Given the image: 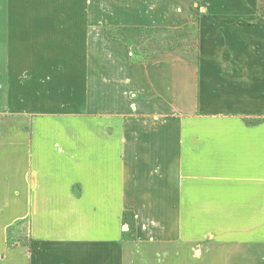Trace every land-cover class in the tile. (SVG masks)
<instances>
[{
    "label": "crops",
    "instance_id": "1",
    "mask_svg": "<svg viewBox=\"0 0 264 264\" xmlns=\"http://www.w3.org/2000/svg\"><path fill=\"white\" fill-rule=\"evenodd\" d=\"M152 13L98 16L178 21ZM95 18L27 25L19 80L0 17V264H264V27L199 16L195 48L135 60Z\"/></svg>",
    "mask_w": 264,
    "mask_h": 264
},
{
    "label": "rangeland",
    "instance_id": "2",
    "mask_svg": "<svg viewBox=\"0 0 264 264\" xmlns=\"http://www.w3.org/2000/svg\"><path fill=\"white\" fill-rule=\"evenodd\" d=\"M256 8L257 0H0V17L13 18L9 20L11 25L8 34L9 52L15 58L13 60L15 66L11 70L15 72L16 78L21 80L24 71V51L29 49L27 47L29 34L25 29L33 22L47 23L49 29L79 28V30L75 29L77 33L73 36L66 31L60 33L58 38L64 41L69 38L82 39L84 23L86 22L87 25V21L83 18L91 13L96 17L95 24L88 25L91 39L100 40L101 44L102 42L117 43L112 38L122 40L127 43V52L133 59L143 60L156 51L170 50L183 45L195 48L198 38L196 19L199 16L209 28L229 29L241 25L264 27V19L257 14ZM110 10L125 13L128 22H135L137 10L143 13L145 21L158 19L157 15H153V11L166 16L169 13V17L174 16L178 21L175 27L143 29L127 27L124 28L125 30H117L109 34L110 31L106 28L109 24L103 20V16L98 15ZM40 16L44 19H39ZM1 22L7 20L3 19ZM65 34L70 36L67 37ZM6 38L4 36V39ZM33 45L34 37L32 49ZM1 50L3 54L7 53L6 48ZM20 88L22 89V85ZM123 221L132 225V215L125 214ZM131 233L132 231H129L127 235L131 236ZM21 239H18L19 242ZM15 241L17 239L12 238V242Z\"/></svg>",
    "mask_w": 264,
    "mask_h": 264
},
{
    "label": "trees",
    "instance_id": "3",
    "mask_svg": "<svg viewBox=\"0 0 264 264\" xmlns=\"http://www.w3.org/2000/svg\"><path fill=\"white\" fill-rule=\"evenodd\" d=\"M256 12L260 17L264 18V0H257Z\"/></svg>",
    "mask_w": 264,
    "mask_h": 264
}]
</instances>
